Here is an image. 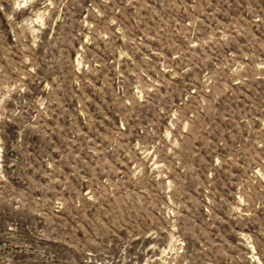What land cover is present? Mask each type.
Segmentation results:
<instances>
[{
    "label": "rangeland",
    "instance_id": "rangeland-1",
    "mask_svg": "<svg viewBox=\"0 0 264 264\" xmlns=\"http://www.w3.org/2000/svg\"><path fill=\"white\" fill-rule=\"evenodd\" d=\"M0 264H264V0H0Z\"/></svg>",
    "mask_w": 264,
    "mask_h": 264
}]
</instances>
